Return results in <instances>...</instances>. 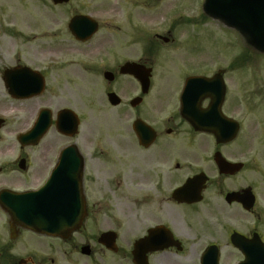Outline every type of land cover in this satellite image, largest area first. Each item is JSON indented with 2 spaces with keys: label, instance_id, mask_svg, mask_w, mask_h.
Here are the masks:
<instances>
[{
  "label": "flooded vegetation",
  "instance_id": "obj_1",
  "mask_svg": "<svg viewBox=\"0 0 264 264\" xmlns=\"http://www.w3.org/2000/svg\"><path fill=\"white\" fill-rule=\"evenodd\" d=\"M6 34H0V264H236L242 253L230 243L233 231L247 239L257 233L264 242V232L255 226L245 230L238 221L231 224L233 209L253 215L258 223L264 217L255 185L236 179L254 167L247 149H239L243 155L221 149L230 142L216 144L212 134L196 131L188 121L205 115L212 102L206 91L188 87V79L220 72L224 96L212 116L219 131L230 130L226 118L235 119L227 96L231 61L221 68L199 63L197 56L194 65L183 64L177 52L182 45L174 37L167 43L156 40L153 51L150 34L138 53L119 41L103 49L104 40L79 42L68 35L69 44L57 46L52 33L31 39H7ZM161 45L176 54L162 61L157 54ZM197 64L204 69L197 71L202 67ZM134 65L150 69L146 87L131 73ZM89 86L102 95L114 92L118 103L105 107L115 112V123L125 117L129 122V129H116L106 145L97 144L88 123L94 116L89 106H104ZM75 118V134L57 128L58 120ZM136 120L153 131V139L147 131L144 145L133 128ZM220 160L243 166L224 174ZM197 175L206 179L201 200L175 198V191ZM49 180L79 185L80 198L59 203L54 211L65 216L63 208L71 205L82 210L73 230L61 227L47 234L13 216L19 200ZM246 188L255 196L249 211L225 199Z\"/></svg>",
  "mask_w": 264,
  "mask_h": 264
},
{
  "label": "rangeland",
  "instance_id": "obj_2",
  "mask_svg": "<svg viewBox=\"0 0 264 264\" xmlns=\"http://www.w3.org/2000/svg\"><path fill=\"white\" fill-rule=\"evenodd\" d=\"M203 3L204 0H69L68 4L52 6L50 0H0V34L6 32L7 39L11 35L31 39L33 35L52 33L56 45L69 44L66 25L71 14L89 13L100 23L94 42L104 40L103 49H111L112 42L119 41L121 46L129 45L138 53V49L145 48L146 42L142 40L148 33L165 36L171 23L177 19L169 37H174L175 44L185 46L179 51L183 64L194 65L199 56V63L207 61L217 67H225L246 52L251 56V62L247 66L243 62L237 67L232 65L227 77V96L231 98L229 108L241 123V131L236 139L221 149H233L232 154L241 153L239 149H247V158L254 167L247 168L236 179H243L242 184L255 185L259 210L264 215V50L254 46L246 35L222 19L209 15L203 9ZM42 14H45L43 19ZM187 19L191 22H186ZM175 51L166 46L161 47L157 54L163 61V57L176 54ZM185 52L195 57L184 59ZM161 66L163 64L157 61V70H162ZM200 66L197 64V69ZM203 69L204 66L197 71ZM88 90L94 100L100 99L104 103L103 107L95 103L89 106V114L94 116L88 123L97 144L106 145L116 129L127 131L129 122L125 117L119 124L115 123L112 119L115 112L107 111L106 97L99 93V88L95 91L89 86ZM240 98L244 99L242 103ZM230 216L233 225L238 221L245 230L255 226L264 232V217L261 218L262 223H258L260 220L253 215L234 209Z\"/></svg>",
  "mask_w": 264,
  "mask_h": 264
},
{
  "label": "water",
  "instance_id": "obj_3",
  "mask_svg": "<svg viewBox=\"0 0 264 264\" xmlns=\"http://www.w3.org/2000/svg\"><path fill=\"white\" fill-rule=\"evenodd\" d=\"M54 3L67 2L68 0H52ZM204 9L209 14L218 17L228 23L229 25L239 29L245 34L254 46L264 50V0H206ZM69 29L75 38L80 40L88 39L97 29V24L87 16L77 15L71 18ZM134 74L139 78L141 82L148 81L149 70L144 74L142 72L134 71ZM145 77V78H144ZM196 87L199 90H207L212 92L215 90L213 80L194 79ZM192 85V82H189ZM218 92L215 97H212L210 109L206 116H200L199 118L190 121L196 130L208 131L214 134L216 142H227L232 140L238 130L236 122H232L231 129L226 132L227 135H223L216 126L217 121H213L212 113L215 109L218 110L220 100L223 96L222 86H219ZM108 100L111 104L117 102V97L110 93L108 94ZM228 123V122H226ZM64 121L58 126L63 131L74 130L77 122L74 121L72 126L66 125ZM137 136L140 142H144L145 129L139 126H135ZM219 132V133H218ZM225 161H219V170L223 173H231L238 170L240 165L234 166ZM205 179L202 175L196 176L188 180L181 188L175 192L176 198L185 202H195L200 200V191L203 187ZM52 186L49 182L36 194H39L38 199L26 198L21 200L18 206L12 208L14 216L20 220L26 226L39 229L44 232H53L54 226L58 225L61 220V216L51 215L54 208L48 194ZM70 190L60 192L58 185H56V195L68 193ZM72 201L76 200L79 196L77 189L72 190ZM238 200L242 203L245 209H249L253 204V196L250 190H243L241 195L236 193H230L227 195V200ZM64 218V217H63ZM81 215L78 214V209L72 208L71 214L65 219L67 225L74 227L80 220ZM236 233L232 234V243L240 248L245 254V260L241 264H264V246L260 243L258 237H254L250 241H246ZM251 249L255 252H251Z\"/></svg>",
  "mask_w": 264,
  "mask_h": 264
}]
</instances>
